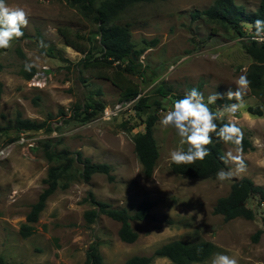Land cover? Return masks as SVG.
<instances>
[{
    "label": "rangeland",
    "instance_id": "374dc122",
    "mask_svg": "<svg viewBox=\"0 0 264 264\" xmlns=\"http://www.w3.org/2000/svg\"><path fill=\"white\" fill-rule=\"evenodd\" d=\"M232 1L247 11L259 2ZM211 2L151 0L119 12L113 22L126 25L132 48L141 50L131 71L122 72L140 92L132 100L121 101L119 88L107 78L116 62L110 66L101 59L94 12L65 0H6L9 6L23 7L29 23L22 37L0 49V258L5 264H84L85 250L93 241L103 264H122L133 255L149 256L172 240H207L218 248L216 253L235 256L238 264H264V204L257 203L256 196L246 203L254 211L252 219L223 221L211 212L216 198L225 195L234 180L246 177L264 190V90L250 89L244 108L235 115L253 148L243 151L246 172L228 181H217L216 175L195 179L171 172L168 153L180 147L179 137L159 124L175 95L195 87L206 102L214 92L235 90L236 79L251 62L241 45L248 40V25L243 24L244 35L237 36L216 21L190 18L191 11ZM26 63L34 69L29 78L24 76ZM121 66H128L127 59ZM159 86L165 95L157 94ZM90 100L100 101L102 109L86 121L74 119L73 106ZM224 103L223 99L213 105ZM247 107H257L261 114H250ZM17 113L21 118L45 120L51 130L15 133L10 125ZM148 113L156 115L152 135L157 157L147 177L135 156L132 136ZM45 143L56 151L67 150L71 156L79 151L91 162L108 164L112 180L95 173L85 182L75 163L46 198L37 219L28 223L31 233L22 236L20 225L45 186L50 164L43 153ZM232 147L223 144V154ZM230 167L226 165L225 170ZM88 193L128 213L143 200L152 203L147 218L129 221L134 241H120L119 223L105 215L90 224L84 221L83 212L92 208ZM257 230L260 233L253 241ZM214 254L191 264H210ZM149 264L173 263L154 257Z\"/></svg>",
    "mask_w": 264,
    "mask_h": 264
},
{
    "label": "trees",
    "instance_id": "16d2710c",
    "mask_svg": "<svg viewBox=\"0 0 264 264\" xmlns=\"http://www.w3.org/2000/svg\"><path fill=\"white\" fill-rule=\"evenodd\" d=\"M66 2L79 7L81 10L94 12V20L98 26L97 42L100 48L101 59L108 65L116 62L111 77L112 84L119 88V98L121 101H129L138 97L139 89L127 77L123 75V71H131L134 59L140 54V49H133L130 42V34L126 25H120L113 21L124 8L137 2H146L151 0H100L98 5L93 8L95 0H65ZM190 18H203L208 21H216L222 27L231 28L237 36H243L244 31L242 25L253 23L256 19L264 20V0H259L256 8L247 11L242 5L235 4L232 0H212L205 8L196 9L189 13ZM246 34V33H245ZM254 30L249 28L248 40L241 43L245 54L250 58L245 74L250 81V89L252 91L264 90V43H257L253 40ZM127 59L128 66L123 68L121 62ZM97 60V59H95ZM1 67V66H0ZM34 69L25 71V78H29L33 74ZM109 76V75H108ZM158 95H165L166 91L162 86L156 88ZM1 93V82H0ZM184 94L175 95L172 104L176 99L182 98ZM141 101V100H140ZM138 101L137 106H141ZM225 104L235 102L224 99ZM218 100L215 104H219ZM157 106L158 101H154ZM100 101H88L83 104H76L71 109L74 119L86 121L94 114L102 109ZM215 105L209 107L215 112ZM250 114L260 115L261 111L257 107H247ZM62 115V111H59ZM156 120L154 113H148L142 120L141 129L132 136L133 150L138 163L141 166V172L144 176H150L155 165L157 157V148L152 135V126ZM218 126L227 123V120L215 121ZM10 128L15 132L36 131L39 129L51 130L50 123L42 120L36 121L28 118H21L17 113ZM212 135V143L207 145L210 149V155L203 161H197L190 165H169L171 172L195 179L212 178L220 169H225L226 165L221 161L223 156V142H218L214 133ZM263 158H264V131L262 132ZM44 156L50 163L46 169V175L43 180L45 186L38 193L36 200L30 204L29 210L25 215V223L20 225L19 233L27 236L31 233L32 227L28 223H32L37 219L38 213L44 206L46 198L57 188L58 183L68 171L72 170V166L78 164L79 177L83 181H88L90 176L95 173H101L108 180H112L110 167L106 163L91 162L88 158L82 157L79 151H75L73 155H69L67 150L56 151L50 147L49 143H45ZM232 146V145H230ZM253 148L251 141L244 134L243 151ZM74 170V169H73ZM256 196L257 203L264 204V190L262 187L255 185L246 177L234 180L229 185L228 192L216 198L212 205V214H218L223 221H228L235 217L252 219L254 217L253 209L249 208L247 201ZM87 201L92 208L83 212V219L87 224L94 222L99 215H105L119 223L117 229V237L122 242H132L136 238L135 232L130 228L129 221H141L148 217L149 209L152 203L148 200L139 202L132 213H128L123 207H112L109 203L96 200L91 193L87 194ZM260 233L257 230L252 240L255 241ZM96 242H91L84 253V264H103L101 256L97 252ZM218 248L210 241L199 240L196 242H183L180 240H172L166 242L153 250L149 256L133 255L125 259L122 264H149L154 257H165L173 264H191L206 260L212 254L216 253ZM0 264H5L0 258Z\"/></svg>",
    "mask_w": 264,
    "mask_h": 264
},
{
    "label": "clouds",
    "instance_id": "9594fccd",
    "mask_svg": "<svg viewBox=\"0 0 264 264\" xmlns=\"http://www.w3.org/2000/svg\"><path fill=\"white\" fill-rule=\"evenodd\" d=\"M28 23V13L23 7H12L6 0H0V49L9 48L14 39L22 37V29L27 27ZM249 28L254 30L253 40L264 43V20L256 19L249 24ZM32 67L31 63H26L24 70L31 71ZM235 85V90L230 88L224 93L210 94L206 102L204 94L193 87L187 90L182 98L176 99L170 109L161 115V128L172 129L179 137L180 147L168 153L169 165H190L205 160L210 155L207 145L212 143L211 134L214 133L218 142L233 146L220 157L225 165L232 167L228 170L220 169L216 173V180L228 181L234 175L246 172L247 165L243 154L244 133L235 122V114L245 106L244 96L250 90V81L246 75H240ZM225 97L235 102L225 104L215 112L209 107ZM225 116L229 122L218 126L215 121H223ZM256 143L259 144L258 139ZM210 264H238V260L235 256L216 253Z\"/></svg>",
    "mask_w": 264,
    "mask_h": 264
},
{
    "label": "built area",
    "instance_id": "2783aa9c",
    "mask_svg": "<svg viewBox=\"0 0 264 264\" xmlns=\"http://www.w3.org/2000/svg\"><path fill=\"white\" fill-rule=\"evenodd\" d=\"M223 106H224V105H221L220 107H215V111H216L217 108H221V107H223ZM160 110H161V109H160ZM235 115H236V114H235ZM226 117H227V116H225V120L228 121V119H226Z\"/></svg>",
    "mask_w": 264,
    "mask_h": 264
}]
</instances>
